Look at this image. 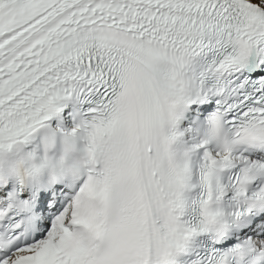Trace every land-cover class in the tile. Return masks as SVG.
<instances>
[{
    "label": "snow or ice",
    "instance_id": "6c2138e0",
    "mask_svg": "<svg viewBox=\"0 0 264 264\" xmlns=\"http://www.w3.org/2000/svg\"><path fill=\"white\" fill-rule=\"evenodd\" d=\"M0 264H264V0H0Z\"/></svg>",
    "mask_w": 264,
    "mask_h": 264
}]
</instances>
